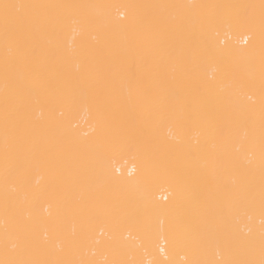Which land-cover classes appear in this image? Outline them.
<instances>
[{"label": "snow or ice", "instance_id": "1", "mask_svg": "<svg viewBox=\"0 0 264 264\" xmlns=\"http://www.w3.org/2000/svg\"><path fill=\"white\" fill-rule=\"evenodd\" d=\"M107 7L110 6L0 0V34L4 40L2 64L6 82L10 72L18 67L42 75L41 62L58 56L59 51L49 52L39 43L40 39L54 36L80 9ZM123 7L131 10L132 22L125 28L122 38L108 50L106 61L93 58L88 81L67 82L59 77L47 81L49 97L61 117L80 106H87L93 113V138L79 147L75 157V167L86 174L87 182L74 185L65 183L64 177L57 178L58 187L67 196V211L78 220L80 228L79 234L73 232L67 237L66 248L58 253L42 249L30 237L17 210L23 202L21 193L27 190L31 163L37 160L55 163L56 157L49 152L48 141L54 137L66 138L69 129L56 119L44 126L35 124L27 117L26 105L10 99L7 93L5 95L0 112V161L5 173V188L0 194L5 240L0 264H101L83 253L81 241L88 238L111 251V259L102 264H140L128 258L130 253L117 235L103 239L106 228L118 233L125 227L135 226L149 232L152 226L151 211L146 202L111 194L116 181L108 174L106 161L123 152H136L142 156V188L145 192L159 180L174 183L178 200L174 208L172 240L189 253L187 264H264V221L261 222L258 241L251 230L244 236H234L226 231L219 233L218 229V224L225 219L239 196H245L249 204L254 203L257 195L255 172L250 171V179L242 190L227 188L219 182L214 188L194 185L188 160L180 158L179 149L166 147L153 136L150 127L153 115L139 111L131 98H122L109 71L126 48L151 47V38L163 30L179 37L169 45L176 65L215 57L229 78L231 90L255 87L258 72L261 113L258 195L264 214V0H259L258 4L133 3ZM239 27L248 30L252 46L247 50L229 49L222 39L225 31ZM241 72H248L250 79L243 80ZM23 91L33 94L35 85L24 83ZM230 106L231 92L228 91L214 105L204 104L198 110L199 118L215 133L221 146L226 141L227 128L235 119ZM202 155L206 164L217 169L225 164L217 145ZM8 177L19 185L18 191L9 192ZM10 218H14L11 225ZM209 234L221 235L224 248L221 260L201 258ZM10 237L14 239L11 246L8 244Z\"/></svg>", "mask_w": 264, "mask_h": 264}, {"label": "bare ground", "instance_id": "2", "mask_svg": "<svg viewBox=\"0 0 264 264\" xmlns=\"http://www.w3.org/2000/svg\"><path fill=\"white\" fill-rule=\"evenodd\" d=\"M22 3H68L83 5H109L103 9L84 8L54 36H46L39 43L49 52L58 50L59 55L41 62L43 74L23 68L10 72L5 80L3 70L4 40L0 34V112L6 93L10 99L27 107V117L44 126L56 119L63 123L69 134L64 139L50 138L49 152L56 157L55 163L47 160L33 161L27 177V190L21 193L23 202L18 215L24 219L30 237L42 249L58 253L67 246V237L79 234V222L67 211V196L57 185V178L78 185L88 177L75 167L79 147L93 138V113L87 106H80L61 117L54 108L48 92V83L54 78L67 82H86L90 77L93 58L107 60L108 50L119 41L125 28L132 22V12L126 4H175V3H259V0H8ZM102 17L98 20L97 17ZM178 35L166 31L157 32L152 46L125 49L115 67H110L119 94L131 98L141 112L153 115L150 127L153 136L164 146L179 149L181 159H187L192 168L190 179L194 185L214 188L219 182L227 188L242 190L255 172L256 199L249 204L241 195L232 204L225 219L218 224L219 233L244 236L251 230L259 239L261 222L264 221L259 204V134L260 89L258 72L256 86L231 90L229 78L222 71V64L215 57H206L194 63L176 65L170 55L169 45ZM222 39L232 50H247L252 46L248 30L244 27L225 31ZM247 41V43H246ZM243 80L250 79L248 72H241ZM35 85L33 94L23 91V84ZM231 92L230 111L234 121L226 131V141L221 146L218 137L199 118L198 110L204 104L214 105L225 92ZM73 125H77L73 127ZM2 130V126H0ZM217 145L225 160L217 169L205 163L202 153ZM108 174L116 181L111 190L113 196H127L133 201L146 202L151 211V230L145 232L135 226L125 227L118 233L106 228L107 240L113 235L126 245L129 259L140 264H187L190 256L183 246L172 240L174 208L178 200L177 189L170 180L153 183L147 192L142 188L144 167L142 156L136 152L112 155L106 161ZM9 192L19 190L12 177L7 178ZM5 188V173L0 161V194ZM14 218H10V225ZM99 227V226H98ZM98 230V229H97ZM4 210L0 200V258L4 246ZM14 242L9 238L8 244ZM86 257L98 262L111 259L109 249L94 243L93 238L81 241ZM224 257L220 234H209L204 241L201 258L217 261Z\"/></svg>", "mask_w": 264, "mask_h": 264}]
</instances>
